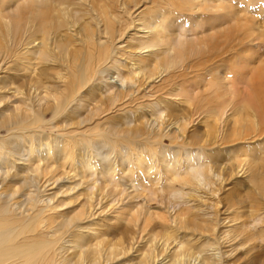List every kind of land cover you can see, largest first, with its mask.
I'll list each match as a JSON object with an SVG mask.
<instances>
[{"label": "rangeland", "instance_id": "1", "mask_svg": "<svg viewBox=\"0 0 264 264\" xmlns=\"http://www.w3.org/2000/svg\"><path fill=\"white\" fill-rule=\"evenodd\" d=\"M28 1H0V27L18 40L6 37L12 53L0 57V142L9 144L0 193L22 202L17 212L31 208L26 198L44 211L58 205L45 214L56 222L82 214L56 261L78 251L76 233L86 246L102 243V264H264V0H67L61 9L89 12L59 29L57 39L73 41L47 68L28 59ZM104 17L113 40L96 25ZM76 29L111 54L68 93ZM164 44L175 54L159 56ZM178 52L169 70L156 63ZM17 114L32 129L11 130ZM111 245L116 256L105 262Z\"/></svg>", "mask_w": 264, "mask_h": 264}, {"label": "bare ground", "instance_id": "2", "mask_svg": "<svg viewBox=\"0 0 264 264\" xmlns=\"http://www.w3.org/2000/svg\"><path fill=\"white\" fill-rule=\"evenodd\" d=\"M0 1H1V3H6V4H7V2H10V0L9 1L7 0V2H5L6 0H0ZM16 1H18V0H16ZM16 1L12 0V3L14 2V4H15ZM64 3H68V1L67 0H29L28 2H25L26 7H27V11L29 13L28 18H27V23H26L27 24L26 33H28V40H29L27 42V45L30 47L32 45V48H31L32 50L31 51L28 50L29 51V53H28L29 58L28 59L30 61H34V60L37 61L38 64L35 62L36 63L34 65L35 67L38 66L40 63V64H44L45 68H47L46 64L53 61L52 60L53 56L51 57V54L53 53V51H56V49H57V51L60 50V51L65 52L68 45H70L69 43H72L71 41H73V39H72L73 37L71 38L70 35H69L70 37L68 39H64L65 35L67 37L68 34H65L64 37L60 36V37H63L64 40L63 39H57V35H59L58 33H59L60 28L71 26V25H74L76 23H79L81 21L80 20L81 18L77 17V16L82 17L84 15H88L89 11H85L84 13L79 12L78 14L76 12L75 13H69L65 9L60 8V7H62V5H64ZM91 9H92V7L90 6V10ZM72 14H76V16L72 17ZM236 20H238V19H236ZM10 22H12V21L10 20ZM5 24L8 27L7 23H4L3 24L4 26L2 25L3 27H0V57L2 54H5V56L6 55L9 56L12 53L10 51V48L2 43L6 39V37H10V39L14 38V42L18 41L16 39L15 33L13 32V30L10 27L11 26L10 23H9V25H10L9 28L11 30L8 29L5 26ZM99 24L104 25L102 29H101V27L98 28L99 31L103 30V32H105V34L108 35V38L113 40L112 33L115 30L112 28L107 29V25L109 24L108 19L106 17H104L103 20H100L99 22L96 23V25H99ZM244 27H245V25H244ZM1 28H5L6 31L4 32V30ZM17 29H19L18 31H20V28H15V30H17ZM63 30H65V29H63ZM247 30H248V28H247ZM251 30L252 29H249L248 31H251ZM18 31H16V32H18ZM76 32H77V35H79V37H80L79 41H78L79 42L78 46L80 44V46H79L80 48L78 47V49H75V47H74L75 50H73V51L70 50L72 59H70V56L68 59L72 60L71 61L72 72L70 73V78H69L70 80L68 79L69 82L65 87V92H68V93H70V92L74 93L76 87L79 88L82 86V83H85L86 81H88L92 72H94L95 68L97 69L96 66H99L101 63L104 64L105 60L111 54V50H110L111 48L109 46H107L106 43L93 44L94 42H92V40H94V36H95L94 32L88 31L86 29H79ZM251 32H249V33H251ZM23 37H24V35H23ZM178 37H180V36H178ZM180 39H182V37L177 39V41H176L177 45L179 43H181L180 45H184V42L181 41ZM20 40L23 42L22 39H20ZM37 41L39 42V45H36L37 47H34V45L36 44L35 42H37ZM184 41L186 42V40H184ZM4 42H6V41H4ZM52 42H54L53 45H52ZM215 43H217V42H215ZM164 45H165L164 46L165 49L163 52L159 53V56L160 55H162V56L167 55V53H168V55L175 54V51H176L175 46H173L171 49H169L166 46L167 44H164ZM18 46H19V44H18ZM158 46L159 45L157 42H153L150 44H146L141 49L150 48V47L155 48ZM217 47H219L218 44H217ZM57 51L54 52V54L56 53V55H57ZM16 53H18V52H15V54ZM54 54H52V55H54ZM150 54L155 55V52L150 53ZM68 55H69V53H68ZM2 58H4V55ZM167 58H168V56H165L164 58H160V57L157 58L158 62H156V63H158V64H159V61L161 63V61L163 60V64H164V70L163 71L169 70V67L176 64L177 63L176 61L181 59V55H180V52H178L176 54L174 62L167 61ZM58 61H60V60H58ZM54 63H56V61ZM51 64H53V63H51ZM158 64H157V66H158ZM49 66H51V65H49ZM69 66H70V62H69ZM69 66H68V69L71 68ZM154 67H155V64H154ZM49 69L51 70V67H49ZM153 69L151 68L150 70H153ZM52 71H53V69H52ZM31 72H33V71H31ZM39 72H40V76H41V71H39ZM66 72L69 74L70 71L69 72L66 71ZM38 73H36V74H38ZM30 74H32V76H30V78L28 79L27 87L29 86L30 88H32V87L36 88V86H39L37 84V82L39 83L40 81L36 78V76L33 75V73H30ZM149 78H150V75H149ZM40 87L43 88L42 84H40ZM36 90H38V89H36ZM60 93L62 94L61 91H60ZM63 94H62V96H63ZM57 100H59V99H57ZM61 101L62 100H60L59 103ZM59 103H58V105H60ZM55 105H56L55 107H57V104H55ZM62 106H63V104H62ZM224 110H225V108L223 109V113H224ZM14 111L19 113L20 112V106H16ZM217 111L220 112L219 110H217ZM220 113H222V112H220ZM7 123H9L11 130H16V131L17 130L20 131V130L32 129L31 126L35 124L34 122L29 121V118L26 115H18V114L16 115L15 118H13V119L10 118L7 121ZM7 127H9V126H7ZM10 128H7V129L10 130ZM4 143H5V141L0 142V152H2L4 149H7L9 147V144L4 145ZM192 172L193 173L191 175H194L195 178H199V177L203 176L201 169H198V170L195 169V170H192ZM181 180L187 181L185 179H181ZM192 181L193 180H191V182ZM189 182L190 181H188V183ZM6 193H8V192H6ZM4 194H5V191L0 193V264H81L84 261H86L87 264H102L100 261V258L102 256V251L100 249V246H102V243L101 244L96 243L94 245L86 246V245L80 243L81 239H80V237H78L76 235V233L73 236L69 234V241L75 246L74 250H76V249L78 250L76 253L73 254L72 259H64L62 261H56L57 260L56 259L57 254L56 255L53 254V250H54V248L57 247L58 243L60 242L61 236L65 235L71 228L78 227V225H79L78 223L81 221V216H82L81 213L74 214L71 217H63L62 221L59 220V222H56L52 216H47L45 214L50 212V210L51 211L56 210L59 207L58 205H56L54 208H51L47 211H44V210L36 207V205H34L33 199L26 198L25 199L26 204L32 205L31 208L29 210H23V211L17 212L16 210H14L12 208V206L22 204V202L21 203L17 202V203L13 204L12 199H11V194L8 193L9 194L8 196H4ZM46 207L48 208V205H46ZM193 219L191 220V222H192L191 224L193 226H196V227H197V224L199 226L200 223L197 222V220H193ZM50 234H51V236H50L51 239H48V235H50ZM56 234L59 236H57ZM170 239L171 238L169 236H166L167 241ZM117 245H119V244H117ZM117 245H111V249L109 250V254L106 255L104 258L105 262L112 261L115 258L116 254L114 253V249L116 248ZM181 254L182 253H179V255H178L179 259L181 258L180 257ZM183 254H185L184 256L188 255V253H186L185 251ZM177 259H178L177 256L174 257L173 262L175 263L177 261ZM255 261H256V259H251L249 262L254 263ZM137 264H146V260L142 259L141 261L137 262Z\"/></svg>", "mask_w": 264, "mask_h": 264}]
</instances>
